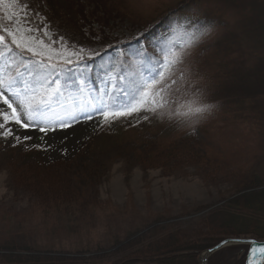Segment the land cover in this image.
<instances>
[{"label": "rangeland", "instance_id": "rangeland-1", "mask_svg": "<svg viewBox=\"0 0 264 264\" xmlns=\"http://www.w3.org/2000/svg\"><path fill=\"white\" fill-rule=\"evenodd\" d=\"M176 1L114 0L117 7L113 6V19H110L104 32L122 44L141 41L140 49L143 51L149 48V43L141 39L146 27ZM11 7L18 8L17 5ZM7 10L6 7L5 11ZM200 12L211 16H224L223 19L232 26L236 22L237 15L222 5H203L197 10V14ZM45 14L33 16L36 25L43 27L46 23L51 39L59 40L62 37H56L49 25L54 16ZM90 17L100 19L95 15ZM96 21L98 20L89 23L92 24L91 33L98 31ZM62 23L73 24L69 19ZM236 28L240 34V28ZM41 37L43 38V33ZM166 37L164 34L157 39L163 40ZM50 42L45 38V43ZM62 42L67 44L63 38ZM176 46L179 47L180 44L176 43ZM52 47L57 48L60 45L52 44ZM123 54L120 49L112 52L115 57ZM88 61L78 87L70 90L64 97L66 107L78 117L82 116L77 120L81 124H75V121L70 126L77 130L72 132L70 127L50 125L54 130L40 132L38 128L30 126L26 130L9 123L7 127L12 129V134L7 137L0 135V217L5 216V220L9 218L5 222L17 224L23 220L28 223L27 229L23 225L19 227L31 237V246H36L30 252L19 251L14 254L61 257L75 264H165L163 262L173 258L168 255L149 259L118 255L122 248L134 244L135 239L145 238V235L151 237L150 232L153 230L159 238L165 236L162 234L164 226H177L180 230L197 229L196 224L206 219L210 213L221 210L228 200L239 197L232 190L234 180L226 177L205 179L203 168L206 167L200 165L201 162L196 159L198 152L210 157L215 150L221 151L234 161L237 152L229 142H234L232 139L235 138L221 131L220 123H216L207 133L198 129L193 131L189 143L193 155L190 156L185 151H179L176 157H169L168 153H165L168 156L152 155L148 148L157 137L147 129L148 120H152L150 114L134 113L102 125L100 114L93 112V118L86 119L79 113L78 109L87 107L85 101L94 103L98 99L112 100L123 89L121 82L115 87L111 76V80L109 77L98 79L95 90L87 85L84 77L90 68ZM160 68H164V64ZM77 75L79 77L80 74ZM148 82L151 81L147 77L141 81ZM81 88L82 92L79 90ZM115 90L116 94H113ZM192 101H186L180 109L188 111ZM199 105L204 106L205 102L201 101ZM0 107L6 106L0 104ZM145 115L148 119L142 118ZM135 127L144 130L138 142L133 141L137 138L131 139ZM16 136L21 140L17 141ZM26 136L31 139L24 140ZM49 169L53 170L52 173L44 175ZM24 176L45 179L51 185V194L67 193L70 199L72 192V197L82 194L80 206L69 209L48 206L47 211L38 208L37 204L41 199L46 202L51 200L39 192L42 191L39 181L30 187L27 186L28 181ZM6 228L0 226V231L5 232ZM220 238L222 241H264L251 235ZM220 243L210 245L217 246ZM204 251L196 254L197 264ZM244 252L245 248L229 247L214 254L208 264H215L217 259L221 260L220 264H242ZM183 253L193 255L189 251Z\"/></svg>", "mask_w": 264, "mask_h": 264}, {"label": "trees", "instance_id": "trees-1", "mask_svg": "<svg viewBox=\"0 0 264 264\" xmlns=\"http://www.w3.org/2000/svg\"><path fill=\"white\" fill-rule=\"evenodd\" d=\"M64 1L67 3L61 0H27V3L33 13L54 16L49 25L56 37H62L68 45L84 49L86 55L92 57L89 61L87 59L90 70L84 77L90 85H96L98 79L107 76H113L117 81L120 80L118 76L127 77L123 80L124 85H129L133 79L139 82L145 77L150 79L158 70L164 71L160 68L164 64V56L168 50L179 48L176 43L181 45L186 33L192 32L196 26L209 29L187 51L183 63L176 66L177 71L172 78L183 72V77L177 78V84L172 85L178 91L171 95L170 102L159 110V114L148 113L152 120H148L147 129L157 137L148 151L154 156L168 153L169 157H176L179 151L191 156L189 143L193 131L198 129L207 133L216 123H220L221 131L235 138H231L234 142H229L237 152L234 161L215 150L210 157L198 152L196 159L206 167L203 168L205 179L226 177L234 180L232 190L239 197L228 200L221 210L210 213L196 224L197 229L180 230L177 226H164L162 234L165 236L159 238L153 230L151 237L145 235V238L135 239L134 244L122 248L118 256L149 259L189 251L193 255L163 263L197 264L196 254L213 247L210 244L220 243L221 236L251 235L264 240V0H177L146 27L141 39L149 43V48L143 51L140 49L141 41L122 44L104 32L113 19V6L117 7L114 0ZM207 4L222 5L235 13L238 17L235 25L232 26L221 15L211 16L202 12L198 15L197 10ZM92 15L100 19L90 17ZM66 19L73 24L62 23ZM92 20H98L95 22L98 24L97 33H91L92 24L89 23ZM236 27L240 28V34ZM164 34L166 38L157 39ZM114 49H120L124 54L115 57L112 55ZM124 85L121 86L123 89ZM196 98L214 107L199 114L184 115L188 111L181 110L180 106ZM117 99L122 101L123 96L118 94ZM3 131L0 129V133ZM143 132V129L135 127L131 139L137 138L133 141L138 142ZM52 171L49 169L44 175ZM25 178L27 186L39 181L42 189L39 192L51 200L41 199L38 208L47 211L48 206L54 209L80 206L82 194L72 197V192L71 199L67 193L51 194V185L45 179L39 180L36 176ZM6 220L1 215L0 226L7 228L5 232L0 231V264H75L61 257L14 254L30 252L36 246H31V237L19 227L23 225L27 229L28 223L20 220L16 224ZM220 262L217 259L215 264Z\"/></svg>", "mask_w": 264, "mask_h": 264}, {"label": "snow or ice", "instance_id": "snow-or-ice-1", "mask_svg": "<svg viewBox=\"0 0 264 264\" xmlns=\"http://www.w3.org/2000/svg\"><path fill=\"white\" fill-rule=\"evenodd\" d=\"M12 5L18 8H12ZM34 15L38 16L39 13L32 12L27 0H0V104L6 106L0 107V129L4 130L0 135L5 137L12 134V129L7 127L9 123L26 130L31 126L40 132H47L54 130L50 125L67 128L79 119L75 112L66 107L64 97L69 94L68 90L78 87L87 69L86 61L92 57H86L84 49L64 44L62 38L52 40L47 24L43 27L36 25ZM208 30L196 26L192 32L186 33V39L179 48L168 50L164 56V71L158 70L148 83L130 80L129 85L122 89V101L115 97L112 100L98 99L94 103L85 101L87 107L78 109L79 113L86 119H92L93 112L100 114L102 125L134 113L159 114V110L170 102L171 95L178 91L172 85L177 84V78L183 77L181 71L177 78H172L177 71L176 66L183 63L187 51ZM45 38L51 42L45 43ZM52 44H59L60 47L53 48ZM117 78L128 79L125 76ZM79 90L83 91L82 88ZM204 111L196 98L184 115ZM142 118L148 119V116ZM15 139L21 140L19 136ZM251 243L253 252L249 264H255L256 260L264 258V247ZM257 252L261 255H257Z\"/></svg>", "mask_w": 264, "mask_h": 264}, {"label": "water", "instance_id": "water-1", "mask_svg": "<svg viewBox=\"0 0 264 264\" xmlns=\"http://www.w3.org/2000/svg\"><path fill=\"white\" fill-rule=\"evenodd\" d=\"M228 241L229 243H223ZM251 242H255L258 247H264V241H258L254 239H227L222 241L217 246L208 249L201 253L198 258L199 264H208V260L216 253L220 252L223 249H227L229 247H242L246 248V254L244 257V264H249L250 259H252V252H253V244ZM257 255H261L257 252ZM255 264H264V258L255 261Z\"/></svg>", "mask_w": 264, "mask_h": 264}, {"label": "bare ground", "instance_id": "bare-ground-1", "mask_svg": "<svg viewBox=\"0 0 264 264\" xmlns=\"http://www.w3.org/2000/svg\"><path fill=\"white\" fill-rule=\"evenodd\" d=\"M82 117V116H81ZM81 117H79V119L81 118ZM77 123H79L78 121L75 123V124H77ZM79 124H81V123H79ZM74 124H71V126H73ZM70 131H72V132H74V130H77V129H75V127L73 128V127H70V129H69ZM213 247H215V246H213ZM213 247H211V248H213ZM210 248V249H211ZM234 248H242V247H234ZM170 255V256H169ZM168 255V257L169 258H176L175 256H178V257H186V256H189V254L188 253H181V254H178V253H174V254H169ZM167 258V257H166ZM199 264V263H198ZM243 264H244V260H243Z\"/></svg>", "mask_w": 264, "mask_h": 264}, {"label": "clouds", "instance_id": "clouds-1", "mask_svg": "<svg viewBox=\"0 0 264 264\" xmlns=\"http://www.w3.org/2000/svg\"><path fill=\"white\" fill-rule=\"evenodd\" d=\"M203 107H204V109L206 111H210L214 107V105H212V104H205Z\"/></svg>", "mask_w": 264, "mask_h": 264}]
</instances>
